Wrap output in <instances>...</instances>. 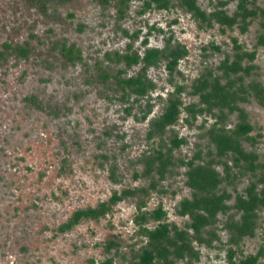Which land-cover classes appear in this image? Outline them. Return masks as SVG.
I'll return each mask as SVG.
<instances>
[{
    "label": "rangeland",
    "instance_id": "rangeland-1",
    "mask_svg": "<svg viewBox=\"0 0 264 264\" xmlns=\"http://www.w3.org/2000/svg\"><path fill=\"white\" fill-rule=\"evenodd\" d=\"M239 1L197 3L206 13L223 9L231 16ZM247 1L249 10L264 9V0ZM143 7L142 0H132L126 16L119 18L113 5L103 7L96 0H0V264H126L134 259L145 241L136 224L135 198L114 204L98 221H81L67 232L59 227L77 210L94 208L122 190L147 186V180L134 174L142 170V155L157 141L146 138L149 122L164 112L176 86L183 88L181 114L167 136L175 133L185 144L174 150L175 160H188L198 151L204 160L214 157L208 130L216 119L208 112L193 119L185 107L204 108L192 94V84L210 73L221 75L217 68L235 51L234 40L242 51H255L257 73L245 77L240 96L224 108L227 117L221 127L231 131L247 123L252 130L240 142L253 159L248 167L235 166L225 156L214 165L221 179L217 193H225L224 202L231 208L217 215L213 230L218 240L211 247L193 243L199 252L195 264H228L229 249L235 251V261L264 249V206L256 211L254 235L244 237L238 247L229 243L224 226L228 219L240 218L232 207L237 195L248 200L254 193L264 199V47H256L264 20L258 14L246 19L245 32L241 22L222 32L215 23L199 29L178 8L141 13ZM137 31L134 40L123 34ZM168 41L187 50L176 70L169 73L165 62L148 68L145 75L154 90L138 101L136 96L124 100L113 76H136L141 65L126 67L106 55L142 54ZM62 45L79 50L80 59L68 61ZM212 45L220 51H213ZM17 48L27 54H18ZM253 83L263 88L260 99ZM172 170L150 192L144 210L161 205L165 221L184 228L189 218L177 209L191 190L185 184L186 167ZM141 225L152 229L157 223L146 220ZM108 243L117 249L109 252ZM257 264H264V254Z\"/></svg>",
    "mask_w": 264,
    "mask_h": 264
},
{
    "label": "trees",
    "instance_id": "trees-1",
    "mask_svg": "<svg viewBox=\"0 0 264 264\" xmlns=\"http://www.w3.org/2000/svg\"><path fill=\"white\" fill-rule=\"evenodd\" d=\"M43 1L65 3L70 0ZM131 1L96 0L103 7L113 5L117 9L119 18L126 16ZM142 1L144 7L141 13L151 9L169 11L178 8L189 14L199 29L212 28L213 23H215L224 32L225 29H231L238 22H241L239 24L240 30L245 32L247 18H250L251 21L259 14L264 20V9L255 7L249 10L248 5L250 2L247 0H240L237 11L231 16L227 15L223 9H214V11L206 13L199 7L197 0ZM218 4L221 7L225 5L224 2ZM149 30L155 31L156 29L150 27ZM123 34L134 40L138 38L140 31L133 34L123 32ZM234 43L235 51L231 56L226 55L217 68L221 75L210 73L208 77L201 76L192 84V94L198 96L199 102L204 105V108H199L195 104L185 107V110L193 119H195L196 114L202 115L204 112L211 113L216 119L208 130V141L215 147L214 157L217 160L214 157L204 160L200 155V151L197 152L198 155H194L188 160L177 158L175 160L174 150L185 144V140L179 138L175 133L167 136L168 127L173 126L181 114L182 101L180 94L183 92V88L176 86L175 90L168 96V105L164 112L149 122L146 138L149 141L155 139L157 141L154 142L155 146L152 150L142 155L140 159L142 170L134 174L136 179L147 180V186L122 190L120 193H114L107 202H101L94 208L80 209L73 212L68 220L59 227L60 232L71 230L81 221H98L111 212L114 204L128 198H135L138 211L136 224L139 226V236L143 237L145 241L134 259L126 264H178L179 262H182V264H195L198 262L199 252L194 248L193 243L211 247L213 242L218 240V236L213 230L217 222V215L219 213L224 214L231 208L224 202L226 199L225 193H217L221 179L217 171L214 170V165L225 156H228L235 166H242L244 163L248 167L253 159V154L245 152L240 142L252 130L251 127L247 123L237 124L231 131H226L224 127H221L227 117L224 108L231 105L230 103L240 96L242 88H244L245 77L257 73V67L253 64L255 51H242L241 47L236 44V40H234ZM143 44H147V38L144 39ZM258 46L264 47V24L256 41V47ZM210 47L213 51H220L217 46L212 45ZM4 48H9V45H5ZM15 51L22 56L27 54V51L20 48L15 49ZM60 51L68 61L80 59V52L74 47L62 45ZM186 55L185 46L179 43L171 44L168 41L163 48H146L142 54L137 52L125 54L115 52L107 54L106 58L122 62L126 67L141 65V69L136 76L128 78H120V75L113 76L117 88L122 93V98L127 100L129 96H136L138 101L139 97H145L149 91L155 88L151 80L145 75L148 68L165 62L166 70L172 73L176 70L179 61ZM222 80L225 83H222ZM252 91L257 92V98L262 97L263 88L260 87L259 83H253ZM262 104H264V101H262ZM213 110H218V113H214ZM210 154L211 152H209ZM177 165L186 167L185 184L191 190L190 198L181 200L177 209L180 216L189 218L184 228H178L175 224L166 222V213L161 205L152 211L144 210L150 192L156 191L158 183L163 181L167 174L172 173V168ZM223 167L226 173L230 171L226 163L223 164ZM250 196L248 200L242 196H236L232 207L236 210V213H240V218L238 221L228 219L229 221L227 220L224 225L230 234L229 243L236 247L239 246L244 237L254 235L257 220L256 211L264 206L263 198L256 196L254 193H251ZM146 220L156 222L157 225L152 229L142 226V222ZM105 246L109 252L111 249L116 248L113 243L105 244ZM263 252L264 249H261L255 255H249L235 261L233 260L235 251L229 249L228 264H257L258 259L264 254ZM110 263L111 261H108V264Z\"/></svg>",
    "mask_w": 264,
    "mask_h": 264
}]
</instances>
